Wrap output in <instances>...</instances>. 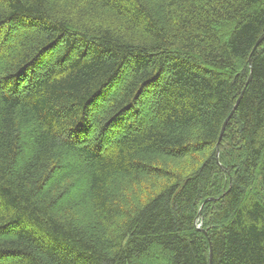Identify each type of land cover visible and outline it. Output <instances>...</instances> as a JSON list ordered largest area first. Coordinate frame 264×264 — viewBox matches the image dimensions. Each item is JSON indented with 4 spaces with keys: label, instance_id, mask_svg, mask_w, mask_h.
<instances>
[{
    "label": "trees",
    "instance_id": "obj_1",
    "mask_svg": "<svg viewBox=\"0 0 264 264\" xmlns=\"http://www.w3.org/2000/svg\"><path fill=\"white\" fill-rule=\"evenodd\" d=\"M263 34L264 0H0V264H264Z\"/></svg>",
    "mask_w": 264,
    "mask_h": 264
},
{
    "label": "water",
    "instance_id": "obj_2",
    "mask_svg": "<svg viewBox=\"0 0 264 264\" xmlns=\"http://www.w3.org/2000/svg\"><path fill=\"white\" fill-rule=\"evenodd\" d=\"M264 39V34L262 35V37L259 39L257 45L255 46V49L258 47V45L263 41ZM237 105L238 103L235 105L232 113L229 115V117L226 119V121L224 122L223 124V127H222V130H221V134H220V141L221 139L223 138V135L225 133V130H226V127H227V124L230 120V118L232 117L233 113L235 112L236 108H237ZM210 264H213V251H212V247H211V252H210Z\"/></svg>",
    "mask_w": 264,
    "mask_h": 264
}]
</instances>
